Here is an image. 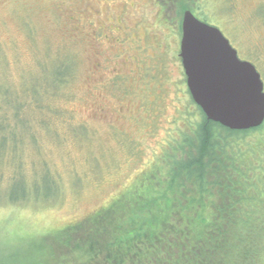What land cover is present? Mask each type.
Wrapping results in <instances>:
<instances>
[{
    "label": "rangeland",
    "instance_id": "374dc122",
    "mask_svg": "<svg viewBox=\"0 0 264 264\" xmlns=\"http://www.w3.org/2000/svg\"><path fill=\"white\" fill-rule=\"evenodd\" d=\"M167 1L0 0V264L37 255L40 239L109 202L196 121L178 56L181 14ZM190 4L254 64L264 91V0ZM62 70L69 80L46 107L33 105ZM17 176L42 199L10 203Z\"/></svg>",
    "mask_w": 264,
    "mask_h": 264
},
{
    "label": "trees",
    "instance_id": "16d2710c",
    "mask_svg": "<svg viewBox=\"0 0 264 264\" xmlns=\"http://www.w3.org/2000/svg\"><path fill=\"white\" fill-rule=\"evenodd\" d=\"M167 2L160 0L162 8ZM174 2L181 16L192 11L191 0ZM258 15L264 20V7ZM69 76L54 73L49 87L33 94V105L46 107L45 95L57 93ZM189 99L196 121L177 131L149 167L86 218L48 233L37 255L31 251L16 264L52 258L59 264H264V122L232 130L208 120ZM15 105L20 121L23 102ZM15 188L10 203L42 199L20 176Z\"/></svg>",
    "mask_w": 264,
    "mask_h": 264
},
{
    "label": "water",
    "instance_id": "95a60500",
    "mask_svg": "<svg viewBox=\"0 0 264 264\" xmlns=\"http://www.w3.org/2000/svg\"><path fill=\"white\" fill-rule=\"evenodd\" d=\"M178 56L190 97L208 120L232 130L264 122L263 82L254 64L189 10L182 15Z\"/></svg>",
    "mask_w": 264,
    "mask_h": 264
},
{
    "label": "flooded vegetation",
    "instance_id": "af4514ba",
    "mask_svg": "<svg viewBox=\"0 0 264 264\" xmlns=\"http://www.w3.org/2000/svg\"><path fill=\"white\" fill-rule=\"evenodd\" d=\"M186 11V10H185ZM192 12V11H191ZM193 14V13H192ZM183 15V14H182ZM194 15V14H193ZM197 18V17H196ZM181 20H182V16H181ZM181 20L180 23L177 24V32L180 33V38H181ZM205 22V21H204ZM207 23V22H206ZM180 42V41H179Z\"/></svg>",
    "mask_w": 264,
    "mask_h": 264
}]
</instances>
